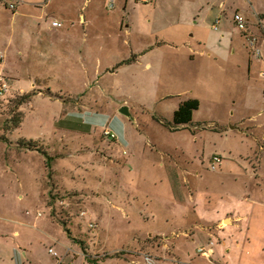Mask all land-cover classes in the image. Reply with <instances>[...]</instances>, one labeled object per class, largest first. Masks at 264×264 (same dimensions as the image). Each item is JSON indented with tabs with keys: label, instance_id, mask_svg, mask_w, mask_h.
Segmentation results:
<instances>
[{
	"label": "rangeland",
	"instance_id": "obj_1",
	"mask_svg": "<svg viewBox=\"0 0 264 264\" xmlns=\"http://www.w3.org/2000/svg\"><path fill=\"white\" fill-rule=\"evenodd\" d=\"M13 1L0 0V264H56L49 248L74 264H209L196 250L226 206L264 205V45L257 60L230 15L264 27V0H228L217 29L192 0H52L40 29ZM128 15L153 46L129 62ZM53 19L73 24L69 47ZM187 98L199 107L177 127ZM247 220L235 236L264 238Z\"/></svg>",
	"mask_w": 264,
	"mask_h": 264
},
{
	"label": "crops",
	"instance_id": "obj_2",
	"mask_svg": "<svg viewBox=\"0 0 264 264\" xmlns=\"http://www.w3.org/2000/svg\"><path fill=\"white\" fill-rule=\"evenodd\" d=\"M16 6L13 11L14 15H24L28 17H32L33 19H36L38 22V26H40L38 29L41 28V25L44 24V22L47 21L49 18V13L47 12V8L52 0H45V2L40 5L36 2H24L21 3L22 0H15ZM151 0H149L150 2ZM153 2L157 0H152ZM196 4L195 10L197 9V15H200L201 17V23L205 21V19L210 16L212 17L214 15V21L215 19H219L220 22V15L221 14H228L229 11H231V6L228 3V0H218L216 1L217 4H214V0H192ZM125 4H127V0H125ZM205 4H208V8H205ZM202 10V11H201ZM234 11H239L238 8H234L230 15L233 14ZM258 15L257 13H255ZM255 15V16H256ZM247 16V15H246ZM259 16V15H258ZM249 23V30L250 32L254 33L255 35L259 36V45H264V27L260 24H258V18H256V22H251V18L247 16ZM147 22H150V17L147 16L145 18ZM56 19H53L52 21H55ZM79 20H82V16L79 18ZM58 21V20H56ZM126 21H128L124 25V37H123V43L126 45H129L130 47V53L132 54V61H136L138 59V56L147 51L151 50L153 46H151L148 50H146V45H150V43L142 44V35L144 32L140 31L139 28V21H134L132 15H128L126 18ZM213 21V22H214ZM60 22V21H59ZM212 22V23H213ZM218 22V23H219ZM231 22H232V16H231ZM61 23V22H60ZM211 23V27H212ZM233 23V22H232ZM195 27L197 26V23L194 24ZM132 28H134L135 32L138 34V39L140 41V44L138 47L136 42L134 40H129L128 37L130 34H132ZM199 28V27H198ZM213 28V27H212ZM218 28V26H217ZM214 29V28H213ZM48 30L54 33V41L56 42H65L67 47L69 45H72L74 42V27L73 24L66 25L65 27H62V25L56 26L52 25L48 28ZM177 34V33H176ZM187 36V34H186ZM195 37L194 31L192 34H189L188 38L185 40L187 42H181V46L183 44L187 43V46L190 45V40ZM237 37L241 40V42L244 43L246 46V41L243 36V34L240 32L238 33ZM236 40V37L234 38V41ZM61 45V44H60ZM146 47H145V46ZM136 47V50L133 49ZM178 48V47H175ZM135 50V51H134ZM191 53V51H189ZM235 53V47L232 48L231 54ZM207 57H210L211 51L208 50L206 53ZM251 54V53H250ZM130 57L122 58V60H127ZM192 57V56H191ZM148 63V62H147ZM251 61L249 60L247 69H250ZM263 146L259 144L258 149H263ZM257 161L259 160L256 156ZM255 167V165L253 164ZM257 169H254L251 173V176L255 179L260 178L264 179L263 175L257 174ZM257 184V190L254 192V194H262L264 192V181H259ZM252 205H232V206H226L225 214H222L214 223L213 229L216 230L217 236H214V246L213 251L209 257H205L202 255H198V257L203 258L204 262H207L209 264H264V238L260 239L259 234L257 231H251L247 232L245 234H240L235 236L234 230L241 229L243 227V223L246 219L248 225L250 226H259L264 221V205L257 204L256 202H251ZM226 222V223H225ZM241 232V231H239ZM208 237L213 235L211 232L207 233ZM215 257H217L215 259Z\"/></svg>",
	"mask_w": 264,
	"mask_h": 264
},
{
	"label": "built area",
	"instance_id": "obj_3",
	"mask_svg": "<svg viewBox=\"0 0 264 264\" xmlns=\"http://www.w3.org/2000/svg\"><path fill=\"white\" fill-rule=\"evenodd\" d=\"M141 1L149 2V0H141ZM15 6H16L15 1L9 4V8L12 10L15 9ZM111 7H113L112 1L109 3V8ZM256 17L258 18V24H260V20H259L260 18L258 17V15H256ZM218 22H219V19L217 18L212 23V27L214 29H217ZM232 22L236 25L237 29L243 34L245 41H246V47H248L251 55L257 60H261L262 50L259 45V37L255 35L254 33L250 32L249 26H248L249 20L247 16L241 13L240 11H234L232 14ZM52 25L59 26L61 25V23L55 20V21H52ZM260 75L261 77L264 78V70L260 72ZM7 87H8L7 84L2 80V76H0V93L5 91ZM210 162H211L210 167L214 170L217 168L218 165H220L221 157L218 155H212V157L210 158ZM38 214L40 215L41 213L39 212ZM80 215L82 216L85 215V212L81 211ZM89 226L92 227L93 225L90 223ZM213 246H214L213 240L209 239L205 244L199 245L196 251L199 255L209 257L213 251ZM49 252H51L55 256L56 264H74L72 260H66L67 259L66 255L68 254V251L64 256H59L55 251L52 250V248H49ZM143 258H144L145 264H154L153 258L149 254H144Z\"/></svg>",
	"mask_w": 264,
	"mask_h": 264
},
{
	"label": "trees",
	"instance_id": "obj_4",
	"mask_svg": "<svg viewBox=\"0 0 264 264\" xmlns=\"http://www.w3.org/2000/svg\"><path fill=\"white\" fill-rule=\"evenodd\" d=\"M132 57L126 61L129 62ZM199 107L197 98H187L179 102L177 108L173 112V123L175 126H185L192 122V113Z\"/></svg>",
	"mask_w": 264,
	"mask_h": 264
},
{
	"label": "water",
	"instance_id": "obj_5",
	"mask_svg": "<svg viewBox=\"0 0 264 264\" xmlns=\"http://www.w3.org/2000/svg\"><path fill=\"white\" fill-rule=\"evenodd\" d=\"M119 110H120L122 113L126 114V115L129 114V112H128V108H127V106H125V105H123L122 107H120Z\"/></svg>",
	"mask_w": 264,
	"mask_h": 264
}]
</instances>
